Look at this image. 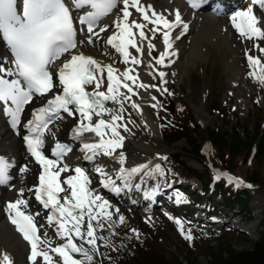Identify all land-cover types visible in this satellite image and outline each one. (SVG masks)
I'll list each match as a JSON object with an SVG mask.
<instances>
[{
  "label": "rangeland",
  "instance_id": "374dc122",
  "mask_svg": "<svg viewBox=\"0 0 264 264\" xmlns=\"http://www.w3.org/2000/svg\"><path fill=\"white\" fill-rule=\"evenodd\" d=\"M64 2L71 7L72 0ZM114 21L115 17L112 16L102 21L92 32H89L86 26H80L75 50L92 58L102 68L111 66L114 73L123 74L130 70L127 66L118 64L119 58L124 60V57L113 46L112 51L102 47L116 24ZM153 27L154 25L149 24L152 37L154 34L150 29ZM221 33L217 35L218 39L217 36L209 38L210 42L203 39L205 54L196 55V59L191 61L187 59L186 53H180L182 58L180 57L174 66H160L156 63L158 56L155 53L156 57L153 56L138 36L136 41L142 51L137 52L135 48L129 47V61L134 57L139 63H136L137 66H130L129 75L135 79L121 81L128 87L122 86L124 92L120 99L126 101L128 95L125 92L128 88H134L129 94H136V101L141 106V116H136L128 127L130 130L127 137L130 145H127V153L135 167H142L147 161L163 160V164L157 167L153 175L150 173L142 179V182H145L143 191L147 190V186L158 187L164 196L162 200L169 203L162 204L164 201H160L158 205L151 206L148 200L141 198L140 203L131 207L124 204L119 197L115 202L120 208L117 213L119 222L115 223L110 232L105 230L106 234H101L94 225L95 247L84 243L87 251L92 248L89 252L92 260L87 264H170L176 260L182 261L183 264H213L216 254L225 251L228 246L244 249L259 238L264 216V187H249L246 177L252 170L264 177V154L255 157L257 150L253 145L248 161L244 162L242 159L246 158V149L241 154L232 155V150L229 149L231 146H226V150L221 153L226 152L231 166L229 168L234 169L232 171L226 168L224 159H221L224 165L221 168L216 167L214 157L217 151L213 145H206L207 158L188 149L185 136L172 144L169 142L175 128H189L187 122L189 125L197 124L195 130L205 137H209L207 134L210 128L228 130L238 127L240 131L248 132L252 136L264 129V86L261 84L257 89L250 90L248 85V88L245 86L242 75L235 74L236 66H240L241 62L234 54L231 44L227 43L229 40L223 37L225 34ZM95 37L99 41L98 45L94 43ZM161 38L162 32L157 31L154 42L159 43ZM178 46L179 49L183 48L181 44ZM60 59L54 60L52 65L57 67ZM161 70L164 72L163 78L159 75ZM97 72L100 86L107 89L108 81L102 80L106 79L102 77L103 72ZM87 89L91 93L98 90L95 82L88 84ZM169 100L173 101L171 113L165 108ZM129 113V110H126V116H130ZM76 115L66 114L61 117L70 120L74 125L73 119ZM164 125H167L168 131L164 129ZM66 133L67 131L65 136ZM175 155L180 156V161L174 159ZM182 161L185 162L184 165ZM190 169L208 171L209 178L214 183L223 182L228 192H236V195L242 194L241 192L248 193L250 198L246 208L251 217H248L249 212L232 207L231 204L226 205L218 197L211 196L213 189L209 187L210 192H206L205 180L191 174ZM35 176L36 173L33 175V181ZM237 181L240 182L239 185ZM30 195L32 197V192ZM172 203L179 205L175 209L172 208ZM216 214L219 221H213L215 216L211 215ZM121 216L124 218L122 223L119 219ZM177 220L181 222L183 233L181 225L176 223ZM188 234L191 239H185Z\"/></svg>",
  "mask_w": 264,
  "mask_h": 264
},
{
  "label": "snow or ice",
  "instance_id": "6c2138e0",
  "mask_svg": "<svg viewBox=\"0 0 264 264\" xmlns=\"http://www.w3.org/2000/svg\"><path fill=\"white\" fill-rule=\"evenodd\" d=\"M118 2L119 0H75L74 6L90 5L95 10L80 21L81 23L87 22L88 31L92 32L93 22L111 13L117 7ZM200 2L201 0H189L192 7H198ZM257 2L258 0H252L253 5ZM122 3V17L118 18L115 24L117 32L108 39L107 43L124 57L125 63L129 61V47L135 48L137 52L142 51L136 41L137 35L141 41L148 39L144 32L147 25L136 19H130L132 17L130 9H135L137 13H140L143 21L154 25L150 29L154 35L157 31H162L166 49L171 48L170 32L176 25L181 24L179 12L176 13V22L173 24L153 10L150 5H143L141 0H122ZM259 3L264 8V0H259ZM18 7V0H0V33L3 34L15 55L17 75L26 84L24 87L20 79L9 82L0 78V101L5 103L11 101V104L15 106L8 109L13 127L19 123L20 114L24 106L32 101L33 94L45 95L53 89V76L48 71V65L63 53L76 47L72 18L62 0H23L22 15L18 13ZM231 19L240 37L247 40L264 41V24L254 13L253 7L237 11ZM183 27L187 29L186 24ZM104 30L106 29H101V31ZM154 47L149 42V51ZM254 47L264 53V45L254 44ZM166 54L167 52L161 54L156 63L162 64ZM247 60L251 69L250 76L264 84V59L248 54ZM131 63L136 64L139 61L133 57ZM97 70L101 73L104 71L92 58L83 55L72 56L59 72V83L63 86V95L55 96L54 99L48 101V107L40 109L36 116L39 123L34 131L42 135V130L47 129L49 120L53 117L58 118L61 110L73 115L69 105H74L75 111L82 118L80 127L76 130L77 135L82 132H93L101 138L98 144H85V149L93 151L99 149L105 155H110L116 148L122 147L123 137L118 131L121 126L118 124L121 116L112 114L111 110L105 107V101H115L117 90L121 86L126 88L128 86L122 85L120 78L113 75V68L108 66L107 92L98 90L94 93L87 92L85 86L93 82L97 89L100 88V78L96 75ZM159 75L163 78L164 73L161 72ZM123 77L126 80L135 79L128 72L123 73ZM140 86L145 87V85ZM128 91L131 92L132 89L128 88ZM133 107L138 106L133 105ZM105 113L110 115V120L99 119L93 123V115L100 117ZM106 136L108 139L105 140ZM27 143L32 155L43 167V174L39 177V187L35 190V198L44 208L51 210L52 215L48 216V222L58 226V234L65 241L64 244L50 249L42 247L48 241L38 234L34 217L20 210V206L26 202L17 200L9 204V209L15 211V216L11 217L12 223L31 245L32 264H37L38 257H42L44 264H56L49 255V251L55 253L62 264H84V261L75 258L73 254L82 255L90 262L92 257L89 252L82 244H77L75 241L79 239L95 247V227L92 222L96 221V226L103 228L99 218L103 216L111 220V213L107 211L110 207L108 201L93 193L89 187L91 181L80 167L74 169L75 175L61 181V174L71 169L67 165L59 167L58 161L47 159L42 154L40 149L43 140L39 135L35 139H27ZM67 151H70L67 146L57 144L53 155L60 157ZM9 167L8 161L0 158V184L7 183L9 180ZM98 171L101 170L98 169ZM132 171L135 172L137 169ZM239 183L237 181L238 185ZM63 185H67V190ZM105 186H108L107 183ZM65 192L68 194L60 195ZM85 217H87V224L86 230H83ZM119 219L121 223L124 220L122 216ZM176 223L181 225L179 220ZM181 232L183 233L182 225ZM185 239H191L190 234L186 235ZM2 264H12L7 255L3 257Z\"/></svg>",
  "mask_w": 264,
  "mask_h": 264
},
{
  "label": "bare ground",
  "instance_id": "6f19581e",
  "mask_svg": "<svg viewBox=\"0 0 264 264\" xmlns=\"http://www.w3.org/2000/svg\"><path fill=\"white\" fill-rule=\"evenodd\" d=\"M141 3L143 5H150L153 10H155L158 14L163 15L167 20H169V22L173 24L176 22L177 12H179L181 17V24L176 25L170 32L171 48L166 49V46L163 42V34L159 43H156V41L154 42V38L149 32V24L142 20L140 13H137L135 9H130L132 12V17L130 19H136L138 22L145 23L147 25L144 28V32L148 39L143 40L144 42H142V44L145 43V47H147L149 42H151L155 46L151 50V54L153 56L156 54L158 59L160 58L161 54L167 52L163 63L159 64L160 66H163L164 64L168 66L173 65L178 59H180V53H183V55L186 53L187 59L192 61L196 55L203 54L206 51L203 45V39L209 40V38H214L219 33L223 32L225 34L223 37L225 36L229 40L227 43H229V45L231 44L230 46L233 47L232 49L234 54L241 62L240 66H236L235 74L238 76L242 75L241 78H243L244 84H246L245 86L248 85L250 90H254L255 88L257 89L259 85H261V83L250 76L251 69L248 66L247 55L251 54L254 56H260L262 59H264V53L259 52L258 49L254 47V44L264 45V41L247 40L240 37L237 30L233 27L231 18L237 11L246 10L247 7H253L254 13L261 20V23L264 24V8L256 4L253 5L252 0L218 1L211 4V9L216 10V16H213L210 15V11H192L187 7L183 0H141ZM122 10L123 3L121 0L112 15L113 18L115 17L114 23H116L118 18L122 17ZM112 16L107 17V19L111 18ZM185 24L187 25L186 30L183 27ZM116 32L117 28L114 26L109 34V38ZM222 39L223 38H221V41ZM181 40L182 42H180ZM94 41V43L98 45L99 41L97 38L94 39ZM107 41L102 47L107 50L110 49V51L114 50L112 45L108 44ZM180 44L183 46L182 49L178 48V45ZM185 46H187V48ZM202 47L204 49L200 50ZM197 48H199V50H196ZM4 49L7 48L3 44V40H0V78H5L11 82L13 80L19 79V76L17 75L15 63L8 57L7 52L4 51ZM145 50L148 51L146 48ZM113 56L116 57L115 55ZM119 59V66L125 65L131 70L130 66L133 64L131 61L125 63L124 60H122L123 58ZM168 59L169 61H167ZM137 65L138 64H136V66ZM107 67L108 66H105L103 68L104 71L102 77L106 79L102 80L108 81ZM97 71L96 74L98 73ZM160 72H162V70ZM128 73L131 74L130 71H128ZM113 75L119 77L121 81H127L124 79L123 74L113 73ZM262 85L264 86V84ZM133 89L134 88H132V90ZM98 91L107 92V89H105L103 86H100ZM123 92V87L119 88L116 93L115 101H105V107L110 109L112 114L121 116V120L118 121V124L121 125L118 128V131L123 137L122 147L116 148L110 155H105L104 152L99 149L94 151L85 149V144H98L101 140V138L97 137L93 132H82L80 135L73 137V133H71L70 130L74 126H77L78 128L80 127L82 118L79 113L76 115V118L73 119L75 120L74 125L71 124L70 120L67 121L61 117L57 119L56 122L47 130V133L49 134L48 138L50 140L49 144L59 142L70 149V151L64 153L61 157V160L58 161L59 167L67 165L69 169H71L70 171L61 174V181L68 178L69 176L75 175L74 169L76 167H80L89 177L91 181L89 187L92 189L93 193L95 195L101 196L103 200L108 201L110 207L107 208V211L111 213V220H108L103 216L99 218L100 223L103 225V228L97 226L101 234H106L107 231L110 232V230L115 226V223L119 222L117 219V213L120 208L115 205V202L118 201L117 199H119V197L122 198L121 201L124 204L131 207L137 203H140L141 198H143L142 200H148L150 205L155 206L160 201L167 203V200H162L164 199V196L161 194V190L158 187L148 188L147 186V190L143 191L145 182H142V179L144 180L145 175L150 173L153 175L156 172L157 167L163 164V160L155 159L152 161H147V163L142 167H135L132 164V160L130 159L131 157L129 158L127 153V145H130L128 142L129 137H127V132L130 130L128 127L131 122L137 118L136 116H141V106L138 101H136V99H138L136 94L134 93L131 95L129 94V91L125 93L128 95V97H130V99L128 98L126 101L121 100L120 98ZM40 99L41 98H34L29 104H27L26 109L20 114L19 123L15 127H13L11 116L8 114V109L14 107L9 101L7 103L2 101L1 104V108L4 111V116L0 114V158L8 161L10 165L8 173L10 174L9 180L7 183L0 184L1 263L3 262V257L7 255L10 258L12 264H32V261L30 260L31 245L23 238V235L17 231L16 226L11 220V217L15 216V211L9 209L8 205L15 203L17 200H24L26 202L20 206V210L26 215H32L34 217V221L38 228V234L41 235L42 239H46L48 241V243L42 247L50 249L65 243V241L62 240L58 234V226L55 223L50 224L48 222V216L52 215L51 210L44 208V206L34 198L36 185L38 183L37 177L41 172V165L36 161V159L26 152V149L23 145L24 141L22 139V135L26 133L24 127L27 126L30 120V110L39 105ZM133 105L138 107H133ZM126 110H129L130 116H126ZM110 118L111 117L108 113L102 114L100 117L93 115V123L97 122L99 119L108 121ZM85 123H87V121H85ZM55 125L57 126L54 128ZM125 128L127 130H125ZM66 131L67 133L65 136ZM104 139L106 140L108 137L106 136ZM138 145H140V143ZM121 155L123 156L122 161ZM44 156L47 159H49L48 157H51L48 150H45ZM98 169L101 171H98ZM133 169H137V171L133 172ZM34 173H36V176L33 181ZM150 178L151 176H149V179ZM105 183H107V187L105 186ZM63 187L67 190V185H63ZM162 190L163 192L165 191V189ZM31 192L32 197L30 195ZM21 193L23 194L21 195ZM65 194L68 193H61L60 195L64 196ZM172 204V208H177V205H179L177 203ZM92 223L96 226V221H93ZM86 224L87 217H85L83 230H86ZM75 242L77 244H82L85 250H87L83 241L77 239ZM90 250H92V248L88 249V252H90ZM49 255L53 258L56 264H62L60 258L55 253L49 251ZM73 255L75 258L84 261V264L88 263V261L82 255ZM37 264H44L42 257L37 258Z\"/></svg>",
  "mask_w": 264,
  "mask_h": 264
},
{
  "label": "trees",
  "instance_id": "16d2710c",
  "mask_svg": "<svg viewBox=\"0 0 264 264\" xmlns=\"http://www.w3.org/2000/svg\"><path fill=\"white\" fill-rule=\"evenodd\" d=\"M172 103L173 101L169 100L167 105H165L166 110L170 113L172 112ZM187 125L189 128L185 126H181L182 128H175V133H173V137L169 139V142L172 144L183 136H185L188 142V149L197 153L198 156L207 158L208 153L206 151V145L210 144L211 147L213 145L214 149L217 151V154L214 157V162L215 164H217L216 167L218 168H221L224 165V161L221 159L225 160L227 166L226 168L231 167L228 163L229 158H227L226 152L221 153L223 150H226V146H231V148L229 149H231L233 153L230 151L229 152L232 155H234L235 153L241 154L242 151L246 149V158L245 160L242 159V161L244 162L248 161L249 155L251 154L253 149V145L256 146L257 150L255 157L264 154V129L255 136H252L248 132L246 133L242 130L240 131L238 127H232L228 130H222L220 128L216 130L214 128H210L209 133L207 134L209 137H205L204 135H200L195 130L197 124L193 123V125H189V122H187ZM164 129L168 131L167 125H164ZM179 158L180 156H174V159L178 161H180ZM184 163L185 162L182 161L183 165ZM229 169L234 171V169L232 168ZM189 172H191V174L193 175H196L200 179L205 180V191H209V187L213 189L211 192V196L218 197L226 205L231 204L232 207H239V210H245L249 212L248 217H251L250 211L246 208L248 207V199L250 198V195L248 193L241 192L242 194L237 193L236 195V192H228L226 187L224 186V183H214V181L209 178V173L206 170L204 172H199L198 170L190 169ZM205 173L206 176L204 177ZM246 183L249 187L261 188L264 187V177L260 176L256 170H252L246 177ZM260 230L261 231L259 233V238L256 241L252 242L249 247L244 249H236L232 246H228L225 251H220L216 254L213 264H264V216L261 221ZM170 264H183V262L176 260L175 262H172Z\"/></svg>",
  "mask_w": 264,
  "mask_h": 264
}]
</instances>
